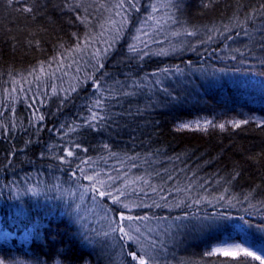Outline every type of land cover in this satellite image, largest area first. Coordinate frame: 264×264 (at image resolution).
Returning <instances> with one entry per match:
<instances>
[{
    "label": "trees",
    "instance_id": "trees-1",
    "mask_svg": "<svg viewBox=\"0 0 264 264\" xmlns=\"http://www.w3.org/2000/svg\"><path fill=\"white\" fill-rule=\"evenodd\" d=\"M121 213L151 264L264 247V0H0V259L135 264Z\"/></svg>",
    "mask_w": 264,
    "mask_h": 264
},
{
    "label": "snow or ice",
    "instance_id": "snow-or-ice-1",
    "mask_svg": "<svg viewBox=\"0 0 264 264\" xmlns=\"http://www.w3.org/2000/svg\"><path fill=\"white\" fill-rule=\"evenodd\" d=\"M17 2H20V0H17ZM9 5L13 3V0H8ZM25 12H32L31 7H27L24 9ZM99 106V105H98ZM96 113H93L92 119H96ZM248 121H237L233 126L234 127H239L241 123H247ZM208 125H212L211 121H206L205 122ZM91 126V125H90ZM182 128H187L189 125H181ZM220 129L223 130L225 125L220 124L219 125ZM73 153L72 151H66V156H72ZM87 179L92 180V177H87ZM33 192V195H37L38 193L35 192V190H29ZM89 191L93 192L95 195L93 199H95V196H99L101 200L105 197H109L113 203H119V198L116 196H113L111 192L101 190L100 187H96L95 184L89 187L84 188V192L81 194V199H83V196L86 195ZM123 207H127V205H122ZM110 211V209H106V212ZM65 214L68 215L69 213L67 210H65ZM133 217L120 214L119 216V221L116 219H112L111 224L115 225V227H111L110 233H105V236H109L110 234H114L116 232H119L121 235L119 237L120 240H125V241H132L133 243L139 244V248L137 251H128L127 255L131 257V260L135 262V264H151V261L146 259V256H150V253L146 251L147 247L149 246H155V241L151 242V245H144L141 243L137 237L133 236L131 234V226L130 225H125L123 222L124 221H131ZM145 219V218H141ZM128 229V230H126ZM137 232H139V228L136 229ZM34 233H31L30 235H33ZM143 235V234H141ZM248 243H252L251 241H248ZM124 247V246H121ZM252 247H256L255 244H252ZM261 251V255H257L256 252L250 250L249 248L243 247L241 244H231L223 247H214L211 249V251L207 252V256H213V255H221L224 257L231 258L233 260L237 261V264H247L246 260L240 259V257H251L253 260L259 261V264H264V248L259 249ZM0 264H6L5 260L0 259ZM59 264V262H57ZM226 264V262H225Z\"/></svg>",
    "mask_w": 264,
    "mask_h": 264
},
{
    "label": "rangeland",
    "instance_id": "rangeland-1",
    "mask_svg": "<svg viewBox=\"0 0 264 264\" xmlns=\"http://www.w3.org/2000/svg\"><path fill=\"white\" fill-rule=\"evenodd\" d=\"M143 26H145V27H143ZM151 28H153V26H151L149 23L147 25L138 26L137 31H136V35L134 38V42L136 44H138L143 39H145L149 35ZM248 241H251V240L247 237L246 239H242L239 242H225L218 247H223V246H227V245H231V244H241L243 247L249 248L250 250L256 252L257 255H261L262 253L259 249L264 248V247L262 245H257V244H255L256 247H252V244H254V243L252 241H251L252 243H248Z\"/></svg>",
    "mask_w": 264,
    "mask_h": 264
}]
</instances>
